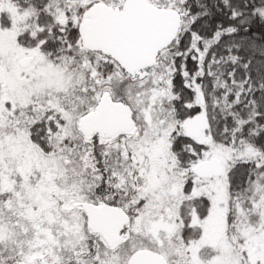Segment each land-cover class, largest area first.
Instances as JSON below:
<instances>
[{"label":"snow or ice","instance_id":"1","mask_svg":"<svg viewBox=\"0 0 264 264\" xmlns=\"http://www.w3.org/2000/svg\"><path fill=\"white\" fill-rule=\"evenodd\" d=\"M0 264H264V0H0Z\"/></svg>","mask_w":264,"mask_h":264}]
</instances>
